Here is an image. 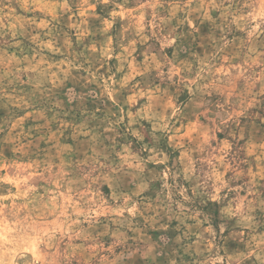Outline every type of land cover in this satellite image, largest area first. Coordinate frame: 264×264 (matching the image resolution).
I'll use <instances>...</instances> for the list:
<instances>
[{"label": "rangeland", "instance_id": "1", "mask_svg": "<svg viewBox=\"0 0 264 264\" xmlns=\"http://www.w3.org/2000/svg\"><path fill=\"white\" fill-rule=\"evenodd\" d=\"M0 264H264V0H0Z\"/></svg>", "mask_w": 264, "mask_h": 264}]
</instances>
